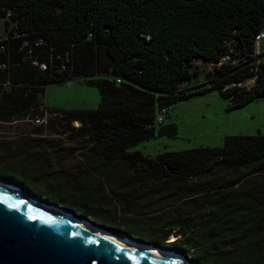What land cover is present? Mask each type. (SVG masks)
Segmentation results:
<instances>
[{
	"label": "trees",
	"instance_id": "trees-1",
	"mask_svg": "<svg viewBox=\"0 0 264 264\" xmlns=\"http://www.w3.org/2000/svg\"><path fill=\"white\" fill-rule=\"evenodd\" d=\"M0 22V124L56 113L47 121L82 150L64 175L26 150L43 139L0 145V182L191 264H264V133L155 156L131 150L176 133L156 121L161 107L165 117L210 90L230 108L264 98L255 54L264 0H0ZM222 56L206 89L182 85L192 60ZM70 79L98 88L97 109L45 106V87Z\"/></svg>",
	"mask_w": 264,
	"mask_h": 264
},
{
	"label": "rangeland",
	"instance_id": "rangeland-1",
	"mask_svg": "<svg viewBox=\"0 0 264 264\" xmlns=\"http://www.w3.org/2000/svg\"><path fill=\"white\" fill-rule=\"evenodd\" d=\"M1 27L2 22H0ZM257 53H260L261 58L264 59V37L256 47L255 54ZM255 58L260 59L258 55H255ZM228 59L229 56H222L219 62L205 61L202 58L192 60L189 69L193 76L182 85L192 90L206 89L209 78L215 76V67ZM236 61L238 59L234 58L233 62ZM251 82L252 80H247V84ZM42 97L46 107L60 110H95L100 101L98 88L88 84L85 79H70L61 83L49 84L45 87ZM79 124L78 121L72 122L74 127H78ZM170 124L176 126L174 135H163L156 131L153 138L138 143L131 147V150H139L144 155L155 156L167 151L220 147L226 136L251 135L258 131L264 133V98L254 100L244 106L230 108L218 90H210L171 106L162 125ZM34 127L22 118L9 123H1L0 145L10 146V151H13L23 144L25 136L43 139L42 142L32 140V147L26 150L29 153L37 150L38 156L44 157L49 163L50 172L69 174L74 163L82 158L79 145L69 140V132L63 135L57 133L61 129L58 128L55 120L51 119L42 124V129L38 133H32ZM156 128H159L158 123ZM33 198L47 203L42 197Z\"/></svg>",
	"mask_w": 264,
	"mask_h": 264
},
{
	"label": "water",
	"instance_id": "water-1",
	"mask_svg": "<svg viewBox=\"0 0 264 264\" xmlns=\"http://www.w3.org/2000/svg\"><path fill=\"white\" fill-rule=\"evenodd\" d=\"M14 187L0 182V264H181L154 248L172 251L113 241L95 230L105 229Z\"/></svg>",
	"mask_w": 264,
	"mask_h": 264
},
{
	"label": "built area",
	"instance_id": "built-area-1",
	"mask_svg": "<svg viewBox=\"0 0 264 264\" xmlns=\"http://www.w3.org/2000/svg\"><path fill=\"white\" fill-rule=\"evenodd\" d=\"M264 36V32H260L255 36V45L258 46L259 44V40ZM36 63V62H35ZM40 68L44 69L45 65L39 64ZM166 112V109L161 107L157 110V115H156V121L157 122H162L163 118H164V114ZM56 113L53 114H49L48 112H46L44 114V116L42 117H32L31 115H26L24 118H22L23 121H27L29 123H31L32 125H42L45 124L48 120L49 117H53L56 116Z\"/></svg>",
	"mask_w": 264,
	"mask_h": 264
},
{
	"label": "bare ground",
	"instance_id": "bare-ground-1",
	"mask_svg": "<svg viewBox=\"0 0 264 264\" xmlns=\"http://www.w3.org/2000/svg\"><path fill=\"white\" fill-rule=\"evenodd\" d=\"M16 191H19L20 189L18 187H14ZM82 224L85 226V228H91L93 229L88 223L86 222H82ZM97 232L104 234L105 236L111 238L113 241L119 242L123 245H127V246H134V244H132L131 242H129L127 239L122 238V236H118L116 234H112L111 232L105 231V230H98L95 229ZM155 252H159L160 254L163 255H167L170 258H172L173 260H177L178 262H180L181 264H191L188 261H186L182 256H178L176 253L174 252H163L161 250H156V248H154Z\"/></svg>",
	"mask_w": 264,
	"mask_h": 264
}]
</instances>
